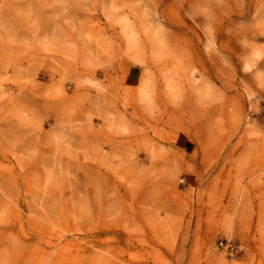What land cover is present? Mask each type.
Returning <instances> with one entry per match:
<instances>
[{
  "label": "crops",
  "instance_id": "1",
  "mask_svg": "<svg viewBox=\"0 0 264 264\" xmlns=\"http://www.w3.org/2000/svg\"><path fill=\"white\" fill-rule=\"evenodd\" d=\"M99 32L105 44L76 33L77 42L92 43L104 54L86 69L93 88L88 84L85 92L64 96L49 69L40 80L44 91L23 82L17 95L24 105L57 121L32 127L24 111L16 122L20 134L0 145V163L7 159L21 168L14 174L28 173L25 161L40 156L86 158L100 173L119 176L114 188L103 191L118 196L120 234L135 246L78 249L69 264H218L214 240L229 231L243 246L232 264H264V123L244 119L249 93L264 90V60H240L244 73H233L228 88L202 78L197 106L188 90L167 87L162 70L172 67H162L147 51L128 57ZM63 111L65 120L59 121Z\"/></svg>",
  "mask_w": 264,
  "mask_h": 264
},
{
  "label": "rangeland",
  "instance_id": "2",
  "mask_svg": "<svg viewBox=\"0 0 264 264\" xmlns=\"http://www.w3.org/2000/svg\"><path fill=\"white\" fill-rule=\"evenodd\" d=\"M103 5L106 12L100 11ZM99 29L128 57L147 51L162 67H172L162 70L167 87L188 90L197 106H202V78L228 88L233 73H244L240 60H264V0H0L1 146L20 134L16 122L24 111L32 127L57 121L46 110L24 105L23 82L44 91L41 81L49 69L64 96L85 92L88 84L93 88L86 69L104 54L88 46L92 43L77 42L76 33L105 44ZM103 81L108 82L94 80ZM262 104L264 90L249 93L246 122L262 121ZM60 119L65 120L64 111ZM24 165L28 173L14 174L21 168L7 159L0 163V264H69L78 249L135 246L120 234L118 196L103 191L117 185L118 175L100 173L86 158L36 156ZM108 198L116 199L115 205L103 207ZM162 207L159 217L168 208ZM222 237H231L239 251L233 257L220 254L218 264H232L243 246L229 231L215 238L214 248Z\"/></svg>",
  "mask_w": 264,
  "mask_h": 264
},
{
  "label": "built area",
  "instance_id": "3",
  "mask_svg": "<svg viewBox=\"0 0 264 264\" xmlns=\"http://www.w3.org/2000/svg\"><path fill=\"white\" fill-rule=\"evenodd\" d=\"M251 114V112H250ZM250 114L248 116H250ZM261 119L264 123V104L261 106ZM217 247L220 253L225 257L236 256L239 251V246L231 237H222L217 242Z\"/></svg>",
  "mask_w": 264,
  "mask_h": 264
}]
</instances>
